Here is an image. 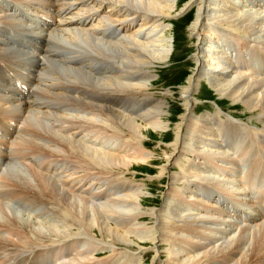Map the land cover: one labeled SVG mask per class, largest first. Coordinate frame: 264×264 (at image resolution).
<instances>
[{
    "label": "bare ground",
    "instance_id": "6f19581e",
    "mask_svg": "<svg viewBox=\"0 0 264 264\" xmlns=\"http://www.w3.org/2000/svg\"><path fill=\"white\" fill-rule=\"evenodd\" d=\"M27 1L28 6L22 4ZM181 1L0 0V20L10 27L3 26L0 30V133L4 135H0L3 140L0 179L13 186L2 191L4 186L0 185L3 196H0V237L8 232L23 241L21 234L6 230V226L28 230V236L37 244L51 239L58 242L76 234L83 236L73 241L82 240L84 236L92 238L95 246L79 241L77 245L74 242L62 246V253L56 248V261H60L65 251H72L68 256L76 253L73 260L77 262L78 258L107 254L108 248L101 243L114 249L122 246L135 250L150 243L156 251L148 264H160L162 255L158 244L172 236L173 241L166 243L171 246L166 254L169 264H264V172L262 180L258 178L264 168V136L257 141L259 156L263 159L252 160L250 150L241 148V125L236 124V129L227 128V123L217 122L212 115L194 118L195 98L192 96L200 80L206 79L218 94L235 103L232 105L241 104L252 113H258L260 122L250 118L248 124L264 131L261 128L264 125V9L261 8H264V0H233L232 8L223 11L219 7L220 13L215 12L218 0H189L184 8H177ZM240 4L251 13L241 14ZM20 5L25 13L17 14ZM194 5L198 6L192 25L195 39L191 41L199 44L188 51H196L197 64L179 92L184 110L175 125V135L172 131L162 133L170 125L164 119L168 100L166 93L155 97L147 91L153 83L151 71L157 65L170 62L174 57L173 46L181 50L183 44L177 36L178 25L182 24L173 25L172 44L167 34L169 28L163 21ZM254 6L260 8L254 12ZM210 16L227 31L209 55L207 28L221 30L210 23ZM14 26L28 34L24 49L15 48L6 37ZM227 38L238 45L234 47L224 41ZM251 53L254 63L245 60ZM230 116L235 118L236 115L231 113ZM17 122H23L19 129ZM217 123H220L218 126L225 124L226 132L229 130L232 140L228 143L215 135ZM231 124L235 125L233 119ZM148 130L163 139L173 138V150H164L166 163L160 167V174L168 171L176 151L191 159L192 167L199 170L197 175H189L180 158L177 166L182 172L170 173L174 186L181 183L179 191L191 190L190 198L200 201L186 203L184 211L190 213L195 208L197 213L185 217L183 212L171 210L172 198L162 208L156 205L142 212L141 202L152 205L159 201L156 197L146 198L143 185L127 174L136 164L152 162L141 139ZM123 135L126 139L122 141ZM103 137L112 145L106 146L107 140ZM98 138L96 147L87 143ZM197 145H202L201 149L196 148ZM226 149L230 150V157L225 155ZM61 155L67 156L76 165L78 175L84 177L80 184L87 181L89 187L86 185L82 193L87 196L103 193L101 181L106 179L118 182L123 194L99 206L92 205L80 192L75 191L81 197L72 196V181H64L67 177L59 175L56 167L51 168L56 161L51 159ZM193 155L208 158L210 166L195 161ZM245 158L248 165L242 168L240 164ZM68 168H71L69 164ZM244 169L248 171L241 178L239 175ZM152 170L147 168L146 171ZM74 175L75 172L70 177ZM236 176L242 182L239 179L241 184L234 187ZM16 198L26 200L28 207L14 209L18 208L12 203ZM39 204L48 208L64 207L59 213L61 223L47 225L48 234L39 230L41 222H25L19 218L21 210L37 215ZM9 210L13 211V216L7 213ZM144 214L154 225L159 221L157 230L154 225L150 230L139 226L143 222L139 218ZM178 220L184 221L183 224L176 225ZM245 221L249 224H243ZM172 226H179L181 231L174 233ZM62 228L63 234L60 233ZM98 238L103 240L98 243ZM126 248L125 253L123 249L110 252L113 256L108 261L94 263L141 264V259L133 253L122 256L131 252ZM6 257L9 258L6 254L0 256V264L8 261L23 264V260H7ZM32 260L29 256L25 264Z\"/></svg>",
    "mask_w": 264,
    "mask_h": 264
},
{
    "label": "rangeland",
    "instance_id": "374dc122",
    "mask_svg": "<svg viewBox=\"0 0 264 264\" xmlns=\"http://www.w3.org/2000/svg\"><path fill=\"white\" fill-rule=\"evenodd\" d=\"M188 1L189 0H182L181 5L179 3H178L179 5L177 4V8L179 6L180 7L183 6V8H184V6H186L185 5L186 2H188ZM217 4H218V8L217 7L215 8V12L220 13V12H222V10H220L219 7L222 8L223 11H227V10H230L232 8L234 2H233V0H218ZM240 5L243 8V10L241 11V14H250L251 13V10L244 9L243 4H240ZM197 6L198 5L187 7L183 12H176V14L174 16L168 17L163 21L165 23V25L169 28L167 34H168V37L171 39V43L173 42V36L175 35L174 30H173V25L175 23H177V24L181 23L182 24V25H178V27L179 26L180 27L177 28V31H180V33L177 34V36L180 37L181 41H183V44H181V46H182L181 50H179V48H176L175 47L176 45L173 46L174 57L172 60H170V62L168 61L164 64L157 65L151 71V73L153 74V83H152V86L150 87L151 90L149 89L147 91L150 92L149 94H151L155 97H161L162 94L164 95L166 93L167 100H168L164 119L166 120V124L167 125L170 124V125L167 128H165L164 131H162V133H164L166 131H172L175 135V132H174L176 130L175 125L178 123V120L180 119L182 112L184 110L182 100H181V96H180L179 92L181 91L182 87L186 84L188 77L192 74V72H193V70L197 64L194 60V56H195L196 51H192V50L190 52L188 51L190 48L195 49L194 45L199 44L197 41L192 42L195 39V33L192 30V25L196 19ZM251 6H253V5H251ZM5 7L8 8L7 5H5ZM235 8H238V7H235ZM253 8H255V9H253V11L255 12L256 8H260V7L254 6ZM261 8L264 9L263 7H261ZM181 9L179 11H181ZM56 19H58V16H56ZM210 19H211L210 23L218 25L221 28V30L212 31V30H210V28H207V32L206 33L204 32L207 35L208 47H206V49H207L206 51L208 52L209 55L213 51L212 48L217 45V42L220 41L221 39L225 38V33L227 31V28L224 25L217 24L211 16H210ZM208 30H209V32H208ZM230 47H232V45H230ZM177 51H179V52H177ZM176 53H178V54H176ZM176 56L177 57L179 56V57L177 58ZM205 57H208V56H205ZM175 59H177V60H175ZM205 59H207V58H205ZM262 67H264V64L262 65ZM27 70L33 72L29 67H27ZM192 96L195 98L194 99L195 105L193 107V114H194L193 117L194 118L195 117L200 118V117L207 116V115H212V116L215 115L218 117V119H225L226 118L227 122H225V123L228 124L227 128H230L229 127V120L232 121V119H234V118L231 116L229 117V115L231 113L236 115L235 118H237L238 121L240 122L238 124L241 125L242 131H243V134H242L243 135V143L241 145V148L246 147L247 150H250L252 160L254 158L258 159L257 157L262 158L261 156H259V151L257 149V141H258L259 137L264 136V131H262L256 127H249V125L251 126V124H248V122L250 121V118L252 119V121L260 122V117H259L260 115L258 113H252L249 108H247L241 104H239L237 106L232 105L235 103H233L232 101H230L226 97L218 94L217 91L213 87H211V85L207 82L206 79L200 80L196 90L193 91ZM233 121L237 122L236 119H234ZM22 123L23 122H21L19 124H22ZM220 126L221 127H219V128L223 129L226 132V125L223 124ZM261 128L264 129V125H262ZM28 129H31V128H28ZM214 130H215V128H214ZM149 131L151 133H149ZM219 132H220V130L216 129L214 133H215V135L221 136V134ZM145 133H146L145 137H143L141 139L145 143V146H146V147H144L145 150L149 152L150 156H152V162H149L146 164H142V163L136 164L135 168H132L133 170H129L130 173H128L127 176L129 178H131L133 181H135L136 183L143 185V189L145 191L144 194L146 195V198H149V199L152 198L153 199L156 197L159 202L154 203L152 205H148V204H146V202H141V204L139 206H140L142 212H148L149 210H151V208L153 206H156V205L158 208H160L163 204H165L167 201H169L172 198L173 202L170 205L171 210L176 209L180 213L183 212L185 217L191 213H197L195 208H193L194 211H192L190 213L184 211L186 203L195 204V203H199L200 201L196 200L195 198H190L191 190L183 189V190L179 191L178 189H181V188L180 187L178 188V186H180L181 183L178 184L177 186H174L172 183L173 181H172L170 173L171 172H173V173H176V172L181 173L182 172L180 167L177 166V164H178L177 161L180 158L183 159L182 162L184 164L183 163L182 164L186 165L185 170L188 169L189 175H197L199 170H197L196 167L195 168L192 167V165H194V163H190L192 161L191 159H186L183 157V155L180 156L179 154H177V151H176L175 153H173V162H172V165L170 166V168L168 169V171L164 172L163 174H160V172H159L160 167H163L166 163V161H165L166 159L164 156V154H165L164 150H166V152L167 151L171 152V150H173V147H171V145L173 144V142H172L173 138L170 137V138H164L163 139L161 135H159L157 133H153V131H151V130L145 131ZM1 137H0V144L3 141L1 139ZM103 138H104V140H107V142L105 143L106 146L112 145V142L108 138H106V137H103ZM253 138L255 139L253 141H255L256 144L252 143ZM125 139H126V137L123 135L121 140L123 141ZM98 141H99V138L96 141L89 140L87 143L96 147V143H98ZM201 146L197 145L196 148L201 149ZM223 146H224V144H223ZM207 148L211 149L212 147H207ZM212 150L214 151V149H212ZM223 150H225V149L223 148ZM205 153H207V150H205ZM176 154H177V156H176ZM225 155L230 157V150L226 149ZM192 158L195 161L198 160V161L202 162L204 165L210 166V163L208 162V158L207 159L206 158L205 159L204 158H197L196 155H193ZM51 160H53V161L58 160L59 161L58 162L59 165L56 166V172L61 176L67 177V179H65L64 181H68V182L72 181V184L74 186V194H75V195L72 194V196L81 197L80 195L83 194L82 196H85V198H88L92 205L99 206L101 204L106 203L107 201L118 198L119 196H121L123 194V190H122L123 187H121V185L118 182L104 179L101 181V185L104 184V187H102L103 193L94 194L92 196H89V195L87 196L86 193L84 194V192L82 193L81 191H84V189H86L87 186L89 187V185H87V183H86L87 181H85L84 184H82V185L80 184L79 181L84 177H81L78 175V170H77V168H75L76 165L73 162H71V160L67 156L61 155L59 157H53ZM67 163L69 164V166L71 168H68ZM151 163H152V165H150ZM196 163H198V162H196ZM24 164L28 165L27 162H25ZM62 165H64V166H62ZM197 165L199 166V163ZM227 166L230 167V165H227ZM240 166H241V164H240ZM241 167L245 168V165H242ZM141 168H143L145 171H143ZM147 168H152L153 170L151 172H148V171H146ZM122 170H125V169L122 168ZM73 172H75V175L70 177V174ZM243 172L246 173L247 172L246 169H244ZM259 172H261V173L264 172V168H262ZM79 173H82V171H79ZM62 174H64V175H62ZM239 176L242 178V177H244V174L242 173ZM189 178L193 182L197 181V179L194 177H189ZM221 179L222 178L220 177V180ZM1 180L3 183L2 185L4 186L5 189H13V186L6 183L5 179H0V181ZM234 181H235L233 183L234 187L235 186L237 187L241 184L239 182L238 176L235 177ZM236 182H237V184H235ZM77 185H78V187H77ZM97 185H99V184L97 183ZM196 185H198V183L195 184V186ZM234 189L236 190V188H234ZM75 191L80 192L81 194L77 195L79 193H76ZM105 192L109 193L110 196L109 197L106 196ZM223 192L226 193V191H223ZM205 205L207 207H211L208 204H205ZM50 207H51V209H50ZM38 208H39V210L37 212V215L33 214L30 210H29V212L21 210L20 212L22 215L19 214V216L21 215V217H19V218L20 219L22 218L21 221L24 220L25 222H26V220L29 222H32V221L41 222V225L38 226L39 230L42 229L43 234H45V233L48 234V232H50V230H48V229H50V227H47V225L50 226V224H60L61 223L62 218L59 216V213L64 211V207L63 206H49V208H48L43 204H39ZM212 209H215V208H212ZM12 212L13 211H11V210H9V212L7 211L8 214L10 213L9 214L10 216H13ZM0 218H1V215H0ZM26 218H29V220ZM5 219H7V218L5 217L4 220ZM139 221H141V222L143 221L141 223V225H139V226H142L144 228L147 226V228H145L147 230H150V226L152 225V227H153V225H154L152 220L150 218H148L146 214H144V216L139 218ZM183 222L184 221L178 220L176 225H181V224H183ZM259 223H262V222L260 221ZM158 224H159V221L157 220L156 224L154 225L155 229H156V226ZM243 224H249V222L245 221V222H243ZM198 225H200V224H198ZM38 227L36 229H38ZM70 227H73V226H70ZM172 227H173L174 233H179L181 231L179 226H172ZM5 228H6V230L15 231V232L21 234V236L23 238V241L20 242L17 238L9 235L8 232H6V235L4 237H0V249L10 247L9 252L13 253V255H15V252L19 247H23V248H25V251H27L30 249H34L35 246L43 245L44 242H47V241H48V243L54 242L51 239V240H45L42 243L37 244L33 238L28 236V230L21 231L18 228L6 227V226H5ZM62 230H63V228H62ZM207 231H209V230H207ZM60 233L63 234L64 230L61 231ZM158 235H159V232H158ZM72 236L75 237V236H83V235L76 234V235H72ZM68 237H66V238H68ZM173 238L174 237H172V236L165 238L164 242L158 244L160 247L161 255H162V257L159 258L160 264H169L168 263L169 257L166 254L168 253V249L171 246L166 245V243H168L169 241H173ZM92 240H93L92 238H90L88 236H84V239H82V240H77V241H73V242H69V243L63 242L59 245H61V247H62L66 244L79 242V241H86V242H90L92 244V242H93ZM102 240L103 239L98 238L96 241L98 243H100V241H102ZM110 240H111V238H108V241H110ZM101 245H104L103 247L108 248L107 254L105 253L102 255V253H97V255L95 254L94 256L89 257V259H81L80 258L82 260L80 263L86 264L88 262L97 261V260L108 261L113 256V254H111L110 252H113L116 249L117 250L123 249L122 251H124V249L126 248V247H122V246L121 247L117 246V248L114 249L113 247L106 245V244L101 243ZM173 245H174V242H173ZM90 246H95V243H93ZM143 247H135L136 250L126 248V250H130L131 252H128L122 256L124 257L125 255H127L129 253L130 254L133 253L136 258L141 259V264H148L152 260L153 256L155 255L156 249H154V246L152 247V245L150 243L144 244ZM56 248H59V247H56ZM118 253L122 254L119 251H118ZM123 253H125V251ZM185 253H187V252L185 251ZM36 254H37V252L35 251L34 256H32V259L35 258ZM41 254H47V249L43 248V251ZM221 254H223V252ZM4 255H5V253L0 252V256H4ZM73 255L76 256V253H73ZM70 256H67L66 258L69 259ZM97 257H101V259H96ZM123 257H121V258H123ZM12 258H14V261H15V259L20 260L19 257H9V258L6 257L7 260L12 259ZM73 259H74V257L70 258L68 260V262H64V263H61V260L56 261L55 258H53V261H55L54 264H69V263L76 264V263H78L77 261H74ZM198 259H200V256L198 257ZM122 260H124V258ZM25 262H26V259L23 260V263H25ZM92 264H98V263L93 262Z\"/></svg>",
    "mask_w": 264,
    "mask_h": 264
}]
</instances>
